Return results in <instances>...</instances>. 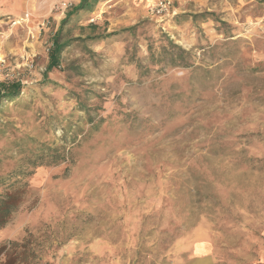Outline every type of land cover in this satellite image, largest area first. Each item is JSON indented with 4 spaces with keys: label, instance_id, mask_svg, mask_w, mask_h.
I'll list each match as a JSON object with an SVG mask.
<instances>
[{
    "label": "rangeland",
    "instance_id": "374dc122",
    "mask_svg": "<svg viewBox=\"0 0 264 264\" xmlns=\"http://www.w3.org/2000/svg\"><path fill=\"white\" fill-rule=\"evenodd\" d=\"M78 4L0 0V83L21 85L0 161L31 171L0 247L22 264H264V0H97L60 33Z\"/></svg>",
    "mask_w": 264,
    "mask_h": 264
},
{
    "label": "trees",
    "instance_id": "16d2710c",
    "mask_svg": "<svg viewBox=\"0 0 264 264\" xmlns=\"http://www.w3.org/2000/svg\"><path fill=\"white\" fill-rule=\"evenodd\" d=\"M97 0H79V4L69 11L65 19L61 22L59 32L61 33L62 27L67 25L72 17H76L78 12L89 11L91 9V2L95 3ZM60 33L56 36L52 43V49L49 55V64L47 71L56 69L59 66V57L61 52L69 43H60ZM95 39V38H94ZM21 93V85L19 83H0V111L3 104L10 103L18 98ZM97 127L93 129L96 131ZM32 142V141H31ZM34 143V142H33ZM28 146L33 149L30 150V155L34 158H42L43 162L48 165H55L64 159V151L56 148L44 147L43 145L32 146L31 143L26 142ZM30 156V157H31ZM12 161V160H11ZM11 161L5 159L0 161V229L3 228L11 219L12 215L18 210L19 206L24 202L29 194V187L25 178L31 174L29 169H24L23 166L13 164ZM31 159L29 158L30 162ZM36 160L29 163L31 168L36 165ZM28 172V173H27ZM0 258H3L1 264H22L26 262L27 255L25 251L16 249L15 243H7L0 247Z\"/></svg>",
    "mask_w": 264,
    "mask_h": 264
},
{
    "label": "built area",
    "instance_id": "2783aa9c",
    "mask_svg": "<svg viewBox=\"0 0 264 264\" xmlns=\"http://www.w3.org/2000/svg\"><path fill=\"white\" fill-rule=\"evenodd\" d=\"M165 6H166V4H164V3H159L158 6H157L156 8H158V10H163V9H165Z\"/></svg>",
    "mask_w": 264,
    "mask_h": 264
}]
</instances>
